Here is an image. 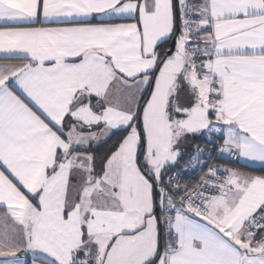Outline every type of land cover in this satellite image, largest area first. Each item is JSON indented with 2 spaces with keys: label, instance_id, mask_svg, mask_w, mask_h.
<instances>
[{
  "label": "snow or ice",
  "instance_id": "6c2138e0",
  "mask_svg": "<svg viewBox=\"0 0 264 264\" xmlns=\"http://www.w3.org/2000/svg\"><path fill=\"white\" fill-rule=\"evenodd\" d=\"M0 264H264V0H0Z\"/></svg>",
  "mask_w": 264,
  "mask_h": 264
}]
</instances>
